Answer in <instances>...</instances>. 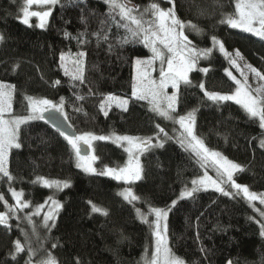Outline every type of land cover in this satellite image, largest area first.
Here are the masks:
<instances>
[{
  "label": "trees",
  "instance_id": "trees-1",
  "mask_svg": "<svg viewBox=\"0 0 264 264\" xmlns=\"http://www.w3.org/2000/svg\"><path fill=\"white\" fill-rule=\"evenodd\" d=\"M134 1L143 5L152 0ZM235 3L174 0L177 17L202 30L197 34L185 29L193 45L208 48L215 36L227 50L238 49L264 75V40L221 23L225 14L235 12ZM22 5L23 0H0V82L14 86L13 115L27 114L26 96L54 103L63 97L67 121L78 135L157 136L156 125L165 122L146 101L131 95L133 60L146 56V47L139 42H119L126 33L112 23L105 1L59 0L50 9L43 29L20 21ZM97 32L101 36L106 33L108 39H98L93 35ZM80 52L85 53L83 83L66 76L60 60L62 53L77 56ZM202 66L209 71L193 72L191 84L180 85L176 113L193 112L195 134L210 150L244 169L234 174L236 182L252 192H264V148L260 146L264 129L240 105L232 101L217 104L205 97L204 91H233L234 81L225 71L226 59L213 52ZM57 80L59 84L54 83ZM201 83L203 90L198 87ZM109 94L128 99V110L111 105L105 116L100 103ZM77 96L85 99L77 100ZM18 142L21 147L11 149L8 156V170L14 179L0 175V191L22 190L30 207L50 196L62 205L55 226L38 230V243L33 244L37 256L51 254L57 264H144L152 247V229L136 210L155 207L170 209L168 245L185 264H264V235L243 196L233 198L207 189L171 206L202 172L195 155L175 140L167 139L163 147H150L142 153V179L128 185L139 198L133 203L119 195L125 187L122 182L79 170L71 146L46 122L33 120L21 125ZM92 146L100 169L119 168L127 162L126 151L109 141L97 140ZM38 177L67 181L69 186L52 192L34 182ZM92 205L107 215L93 212ZM22 228L24 224L18 227L14 219L0 225V264L29 260L28 247L15 259L10 255L14 241L21 240Z\"/></svg>",
  "mask_w": 264,
  "mask_h": 264
},
{
  "label": "snow or ice",
  "instance_id": "snow-or-ice-1",
  "mask_svg": "<svg viewBox=\"0 0 264 264\" xmlns=\"http://www.w3.org/2000/svg\"><path fill=\"white\" fill-rule=\"evenodd\" d=\"M59 0H24L21 7L22 22L25 25L30 24V18H38V27L43 29L47 23V18L51 14L50 8L47 10H31L35 5L38 8H43L46 5H55ZM173 4L168 9H162L156 2H151L143 9L140 6L135 5L131 0H105V3L109 7V16L112 23L119 29L123 28L126 35L121 37L119 42H139L145 47L149 48L152 55L147 59L137 58L135 60L136 75L133 78L132 83V98L136 100H147L151 105V111L158 116L174 120L178 123L183 130L179 143L185 150H191V152L197 158L202 168L214 167L217 172L218 179H213L209 176L205 170L204 174L198 179L191 181L192 187L187 186L180 192L179 198H191L193 194L207 190L208 188H214L217 192L222 193L225 196H240L248 202L259 201L261 205H264V193L257 194L249 190L247 185H241L234 179V174L244 169L235 162L229 161L226 157H223L221 153L214 150H210L196 134L194 130L195 117L193 112H189L186 115H179L178 118L173 114L176 113V106L178 101V91L181 83L185 85L191 84L189 79V73L196 68L198 61L201 58H208L213 49L218 47L220 53H222L232 66L236 67L240 71L243 77V82L236 78L231 71L225 70L227 75L237 85L235 91L231 94H222L219 92L204 91V95L207 100L213 103H221L227 101H234L240 105L249 118L258 120L259 126L264 129V86L256 88L253 94V90H250L247 85V74L240 69L236 59L231 53H229L222 41L218 40L215 36L211 37L212 47L207 49H198L192 44L188 36L185 35V29L201 34L202 30L199 29L191 21H181L175 12L174 0H170ZM117 16L119 19L117 20ZM221 23L228 25L233 29H240L244 32L251 33L254 36L264 40V0H236L235 12L233 14H225ZM102 26L104 22H101ZM67 36L68 33H65ZM83 35V34H82ZM98 39L107 40V34L101 36L100 32L93 33ZM3 37L0 36V40ZM111 47V45H110ZM85 53L80 52L77 54V58L72 61L74 70L70 71L65 65L66 57L62 53L60 56L61 67L64 68V74L70 76L73 81L84 82L83 72V57ZM236 57L240 56L238 50L235 53ZM160 61V80L157 82L151 79L149 69L152 68L155 61ZM166 64V68L165 65ZM246 67L257 77L264 79L257 69L251 65ZM200 71L207 73L209 69L202 68ZM55 84H59L60 81H55ZM171 86L177 91L168 95L165 89ZM200 89H204V83L199 84ZM14 91L13 85H8L0 82V175L6 177L9 181L14 179L8 170V156L9 152L13 148H20L19 132L21 125L27 124L33 120H46L52 124V126L60 133L61 136L68 142L73 149L77 158V167L83 169L88 173H96V169L93 167V162L97 159L95 155H82L84 146L90 149L92 142L96 140H112L113 143L124 147L125 151L129 155L128 164L122 168H109L105 169L97 174L110 176L117 181H124L127 184H131L135 181L142 179V166L139 162V155L150 147H163V143L159 140V134H157V143L152 144V138H140L128 135H118L113 133L111 136H96L93 133H83L80 135L69 134L56 124L55 118L49 113H56L63 117L67 121L68 117L64 112V98H60L59 103H54L49 99L33 98L26 96L27 101L26 111L27 115L23 116H11L6 119L5 114L11 113L12 109V93ZM77 100H83L85 97L77 96ZM112 103H115L117 107L123 111L128 110V99L112 96L109 94L100 103V110L105 116L108 115L107 109L111 107ZM80 109H77L79 111ZM160 133L164 132L163 128L156 125ZM260 146L264 148V140L260 141ZM34 182H41L47 188H54L56 191H62L69 186L67 181L47 180L43 177H38ZM224 185H229L230 188L235 189V193L226 191ZM12 197L16 201V205L9 208V212L13 215L18 210H22L29 207L27 201H23V192L10 189ZM123 199L129 203H133L139 198L133 193L132 189L125 188L119 193ZM0 200H3V196L0 195ZM51 201V206L47 213L43 216V226L50 230V227L55 226V217L57 210L62 205L49 197L45 201L44 205L37 206L35 215H40L45 205ZM7 206V201H4ZM91 204V202H89ZM174 207L177 204V200L171 202ZM170 210V209H169ZM161 208H150L149 214L155 216V220L151 223L148 220V216L137 209V213L140 216L142 222L150 223L152 227V235L155 238L154 251L151 258L144 257V264H185V261L176 256L171 248L168 246L167 240V224L164 223L163 227L161 222L167 220L168 211ZM93 212H102L107 215V212L92 205ZM264 216V212L260 213ZM9 213L0 212V225H8ZM29 224H32V214L24 217ZM51 222V223H49ZM35 232V227H33ZM24 235L27 237V233ZM261 235H264V223L261 224ZM25 245L21 243L19 239L14 241V252L10 253L13 259L22 252L25 251ZM55 247V245H53ZM29 260L25 264H31V256L35 254V251L28 246ZM39 264H57L55 257L51 254L47 258L39 261Z\"/></svg>",
  "mask_w": 264,
  "mask_h": 264
},
{
  "label": "rangeland",
  "instance_id": "rangeland-1",
  "mask_svg": "<svg viewBox=\"0 0 264 264\" xmlns=\"http://www.w3.org/2000/svg\"><path fill=\"white\" fill-rule=\"evenodd\" d=\"M103 1H105V0H103ZM131 2H132L133 4H135V5H137L136 2H135L134 0H131ZM151 2H156V3H158L162 9H168V8H170V7L173 6V4L170 2V0H155V1L152 0V1H148V2L144 3L143 5H138V6H140V9H143L146 5H148V4L151 3ZM23 3H24V0H23ZM52 6H53V5H46V6H44L43 8H38L37 6L33 5L32 8H31V10H39V9H47V8H50V9H51ZM47 20H48V18H47ZM20 21L22 22V12H21V15H20ZM22 23H23V22H22ZM38 23H39L38 18H36V17H31V18H30V24H29V25H34V26L38 27V26H37ZM185 35H186V34H185ZM252 35H253V34H252ZM189 40H190V39H189ZM190 41H191V40H190ZM192 44H193V43H192ZM211 47H212V44H211L208 48H211ZM198 49H207V48H198ZM225 49H226V48H225ZM146 50H147V55H146V56H136V57L134 58V60H133L132 79H133L134 76L136 75V65H135V60H136L137 58H140V59H147V58H149V57L152 55V53H151V51L149 50V48L146 47ZM226 50H227V49H226ZM236 50H238V49H231V50H227V51H228L229 53H231V54L233 55V57L236 59L237 64H239V66H240V69H241L243 72H245V73L247 74V85H248V87H249L250 90H253V94H256L254 90H255L256 88H258V87L264 86V79H261V78L255 76V75H254V74H253V73H252V72L246 67V65H251V64L247 61V59L243 56V54H242L241 52H239V53H240V56H239V57H236V56H235ZM213 52L219 53L224 59H226V61H227V63H228V68H227V70H228V71H231L232 74H233L234 76H236L237 79H239V80H241V81L243 82V77L241 76L240 71H238V70L236 69V67H234V66H232V65L230 64L229 59L226 58L222 53L219 52L218 47H217V48H214L213 51H212V53H213ZM212 53H211V54H212ZM210 56H211V55H210ZM210 56H209V57H210ZM65 57H66V60H65V62H64L65 65L69 68L70 71H73V70H74V65H73L72 61H73L74 59H76L77 56H76V55H67V54H65ZM209 57L206 58V59H205V58H201V59L198 61L196 68H194V69L189 73V78H190V76H191V74H192L193 72L200 71V69L204 68V67L202 66V62L207 61V60L209 59ZM164 66H165V68H166V64H165ZM251 66H252V65H251ZM62 68H63V67H62ZM160 68H161L160 61L157 60V61L154 62L152 68L149 69L150 74H151V79H154V80H156L157 82H159V80H160ZM63 70H64V68H63ZM200 72H202V71H200ZM3 83H4V82H3ZM5 84H8V83H5ZM234 84H235V82H234ZM8 85H9V84H8ZM181 85H183V83H181ZM236 87H237V85L235 84V87H234V89H233L232 92H230V93H222V94H231V93H233V92L235 91ZM165 91L167 92L168 95H171L173 92H175V91H177V90H176V89H173V88L169 85V86L165 89ZM13 95H14V91H13V93H12V100H11V104H12L11 113H7V114H5V118H6V119H8V118H10L11 116H13V114H12V111H13ZM37 100H39V99H37ZM144 101L147 102V104H148V108L151 110V105H150V103H149L147 100H144ZM232 102H234V101H232ZM234 103H235V102H234ZM112 105H114V106L117 107V105H116L115 103H112ZM152 112H153V111H152ZM153 113H154V112H153ZM155 114H156V113H155ZM186 114H188V113H186ZM186 114H184V115H186ZM26 115H27V114H26ZM156 115H157V114H156ZM173 115L176 116L177 118H178V116H179V114H177V113H174ZM14 116H15V115H14ZM22 116H23V115H22ZM157 116H158V115H157ZM159 117H160V116H159ZM160 118H162V117H160ZM162 119H163V121L165 122V124H164V125L159 124V126H160V128H163V129H164V132L167 133V136H165L164 133H160V132H159V129L157 128V129H158V134H159V140H160V142L163 143L165 140H167V139H171V140H175L176 142L179 143V139H180V137H181V133H182V131H183V130L180 128L179 124H178V123H175L174 120H169V119H164V118H162ZM111 135H112V134H109V135H106V136H111ZM118 135H120V134H118ZM128 136H131V135H128ZM133 137H135V136H133ZM261 140H264V136H262V137L260 138V141H261ZM96 141H97V140H96ZM96 141H93V142H92V145H93ZM106 141H109V142L113 143L112 140H106ZM157 142H158V141H157V136L153 137V138H152V144L155 145ZM113 144H115L116 146H118V147H120V148H122V149H125V147H127V144H126V143H125L124 147H121L120 145H118V144H116V143H113ZM179 144H180V143H179ZM180 145H181V144H180ZM90 149H91V152H90L89 155H95L94 150H93V146H91ZM189 151L191 152V150H189ZM126 153H127V152H126ZM138 155H139V162H140V158H141L142 153H140V154H138ZM95 156H96V155H95ZM222 156H223V155H222ZM223 157H225V156H223ZM96 160H97V159H96ZM96 160L93 162V167L97 170L96 173H88V172H85L83 169L77 167V158H76V156H75V164H76V167H77L79 170H81L82 172H84V173H86V174H89V175H99V174H97V173H99V172H101V171H103V170L105 169V168H103V169L98 168V167L96 166ZM128 160H129V155H128V153H127V162H126V164L123 165L122 167L127 166V164H128ZM229 161H230V160H229ZM122 167H119V168H122ZM205 170L207 171V173H208L209 176L213 177V179H218V177H217V172H216V169H215L214 167H207V169L202 168L201 175H199L198 177H196V178H194V179H198L200 176H202V175L204 174ZM101 176H104V175H101ZM107 177H110V176H107ZM110 178H112V177H110ZM119 182H122V183L125 185V187L121 190V192H122L125 188H129V187H128L129 184L125 183L124 181H119ZM39 183H40L42 186H44L41 182H39ZM44 187H45V186H44ZM191 187H192V184H190V186H189L188 188H191ZM224 187H225V190H226V191H231V192H233V193H235V191H236L235 189L230 188L229 185H224ZM46 188H47V187H46ZM10 189H13V188H9V189H7V192H4V193L0 191V195L3 196V200H0V212H8V213H9L8 223L10 222V220H13V219H14V220H16V224L18 225V227H19V226H22V225L24 224L25 228H22V229H21V240H20V241H21L22 244H24V245L26 246L25 248H27L28 246H30V247L33 249V244H34V242H36V244L38 243V232H39L38 230H40V229H42V228H45V227L43 226V216H44L45 213L48 212L49 207L51 206V201H48V204L45 205V207L42 209L40 215H35V214H34V213L36 212L37 206H39V205H44V204H45V201L48 200L49 197H47L46 199H44V200H43L41 203H39L38 205H36V206H34V207H30V206H29L28 208H25V209H22V210H18V211L16 212V214L13 215V214H11V213L9 212V208L15 206V205H16V201H15V199L12 197ZM49 189H50L52 192H57L54 188H49ZM208 189L215 190L214 188H208ZM14 190H16V191H22V190H17V189H14ZM22 192H23V191H22ZM255 193H257V192H255ZM261 193H264V192H259V193H257V194H261ZM179 196H180V194L178 195V197H177L175 200L178 201L179 199H181V198H179ZM240 196H242V194H241ZM50 197H52V199L56 200V198H55L54 196H50ZM22 200L25 201L24 197H22ZM4 201H7V206L5 205ZM56 201H57V200H56ZM247 202H248V201H247ZM248 204L251 206L252 210L254 211V214H255V216H256V219H257L259 225L261 226V224L264 223V216H261L260 213H261V212H264V205H261V204L259 203L258 200H257V201H253V202H251V203L248 202ZM171 206H172V204H171ZM149 210H150V208L147 209L146 211H141V212L144 213V214H146V215L148 216V220H149V222L151 223L152 221L155 220V216L149 214ZM166 210H169V209H166ZM57 211H58V210H57ZM29 214H32V224H29V223L27 222V220L24 219V217H25L26 215H29ZM139 217H140V216H139ZM140 219H141V218H140ZM49 223H51V222H49ZM150 223H148L149 226H150ZM164 223H167V220H166V222H165V221H162V222H161V226H162V227H163ZM33 227H35V232H33ZM151 229H152V227H151ZM152 231H153V229H152ZM25 232L28 234L27 237L24 235ZM166 235H167V233H166ZM152 237H153L152 247H151V250L149 251V253L146 255L147 258H151L152 252L154 251L155 238H154L153 235H152ZM167 240H168V238H167ZM168 246H169V245H168ZM27 250H28V249H27ZM33 250H34V249H33ZM36 253H37V252H35V254L31 256V264H39V261H41L42 259L47 258V256L49 255V254H42V255L37 256ZM35 258H36V259H35ZM227 264H229V263H227Z\"/></svg>",
  "mask_w": 264,
  "mask_h": 264
},
{
  "label": "water",
  "instance_id": "water-1",
  "mask_svg": "<svg viewBox=\"0 0 264 264\" xmlns=\"http://www.w3.org/2000/svg\"><path fill=\"white\" fill-rule=\"evenodd\" d=\"M39 10H47V9H39ZM49 115L54 116L56 124L59 125V126H60L62 129H64L65 131H67L69 134H75V135H78V133L75 131V129L69 124L68 121H65V120L63 119V117L59 116V115L56 114V113H49ZM42 121L46 122V123L49 124L52 128H54V127L52 126V124L49 123V122L47 121V119H46V120H42ZM54 129H55V128H54ZM55 130H56V129H55ZM90 152H91V149H87V146H84V150H82V153H81V154H82V155H89Z\"/></svg>",
  "mask_w": 264,
  "mask_h": 264
}]
</instances>
